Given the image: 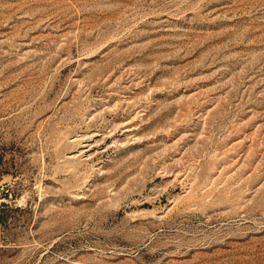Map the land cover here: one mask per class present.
Masks as SVG:
<instances>
[{
    "label": "rangeland",
    "instance_id": "374dc122",
    "mask_svg": "<svg viewBox=\"0 0 264 264\" xmlns=\"http://www.w3.org/2000/svg\"><path fill=\"white\" fill-rule=\"evenodd\" d=\"M0 264H264V0H0Z\"/></svg>",
    "mask_w": 264,
    "mask_h": 264
}]
</instances>
